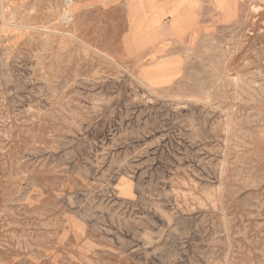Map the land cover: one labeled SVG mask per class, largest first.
Wrapping results in <instances>:
<instances>
[{
    "label": "rangeland",
    "instance_id": "obj_1",
    "mask_svg": "<svg viewBox=\"0 0 264 264\" xmlns=\"http://www.w3.org/2000/svg\"><path fill=\"white\" fill-rule=\"evenodd\" d=\"M64 2L0 0V264H264V0L182 69L90 46Z\"/></svg>",
    "mask_w": 264,
    "mask_h": 264
},
{
    "label": "crops",
    "instance_id": "obj_2",
    "mask_svg": "<svg viewBox=\"0 0 264 264\" xmlns=\"http://www.w3.org/2000/svg\"><path fill=\"white\" fill-rule=\"evenodd\" d=\"M38 3L41 0H27ZM64 2L65 0H51ZM244 0H73L74 30L81 40L109 53L124 54L141 68L165 57L182 69V56L174 51L212 31L214 20L235 15ZM60 4V5H61ZM181 18L170 27V20ZM172 55H166L168 53ZM174 52V53H172ZM174 77V79H176ZM171 80L170 82L174 81Z\"/></svg>",
    "mask_w": 264,
    "mask_h": 264
},
{
    "label": "built area",
    "instance_id": "obj_3",
    "mask_svg": "<svg viewBox=\"0 0 264 264\" xmlns=\"http://www.w3.org/2000/svg\"><path fill=\"white\" fill-rule=\"evenodd\" d=\"M73 3V0H65L64 6L69 7Z\"/></svg>",
    "mask_w": 264,
    "mask_h": 264
}]
</instances>
